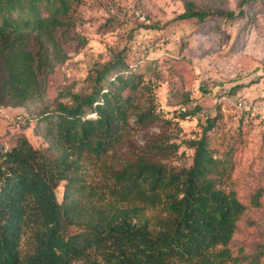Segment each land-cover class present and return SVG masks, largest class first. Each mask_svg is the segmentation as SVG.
Segmentation results:
<instances>
[{"label": "trees", "instance_id": "16d2710c", "mask_svg": "<svg viewBox=\"0 0 264 264\" xmlns=\"http://www.w3.org/2000/svg\"><path fill=\"white\" fill-rule=\"evenodd\" d=\"M82 1L0 0V106L44 96L47 75L66 58L61 36L77 24ZM241 5L211 10L185 1L177 17H243ZM136 92L147 96L134 106ZM60 96L67 99L36 117L52 153L24 134L0 150V264H263L264 242L249 252L231 246L240 217L261 207L263 192L245 202L229 187L233 147L213 146L215 118L187 141V165L138 157L112 171L102 191L86 182L82 160L121 141L132 109L138 121L158 118L152 86L118 52L91 68L83 90Z\"/></svg>", "mask_w": 264, "mask_h": 264}, {"label": "rangeland", "instance_id": "374dc122", "mask_svg": "<svg viewBox=\"0 0 264 264\" xmlns=\"http://www.w3.org/2000/svg\"><path fill=\"white\" fill-rule=\"evenodd\" d=\"M185 1L211 10H237L242 3L246 14L179 19ZM77 15V24L61 36L66 58L47 75L44 96L23 107L0 106V150L24 134L52 153L39 134L37 115L56 99L66 100L62 93L83 90L91 68L119 52L152 86L158 118L138 121L132 109L121 141L102 156L82 160L86 182L103 191L112 171L138 157L167 167L187 165L192 153L187 141L215 118L213 146L233 147L229 187L245 202L256 189L263 192L261 207L240 217L231 246L249 252L264 242V1L83 0ZM146 96L133 93L134 106ZM237 99L242 108L234 105ZM183 112L190 113L181 117ZM62 193L60 182L58 201Z\"/></svg>", "mask_w": 264, "mask_h": 264}, {"label": "built area", "instance_id": "2783aa9c", "mask_svg": "<svg viewBox=\"0 0 264 264\" xmlns=\"http://www.w3.org/2000/svg\"><path fill=\"white\" fill-rule=\"evenodd\" d=\"M234 105L237 107V108H242L244 106V102L243 100L241 99H237L234 101Z\"/></svg>", "mask_w": 264, "mask_h": 264}]
</instances>
